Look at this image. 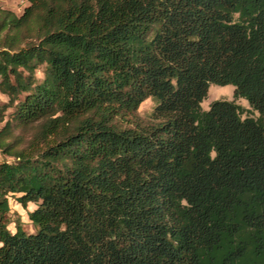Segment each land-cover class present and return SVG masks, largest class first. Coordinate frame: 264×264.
Returning <instances> with one entry per match:
<instances>
[{
    "label": "trees",
    "instance_id": "obj_1",
    "mask_svg": "<svg viewBox=\"0 0 264 264\" xmlns=\"http://www.w3.org/2000/svg\"><path fill=\"white\" fill-rule=\"evenodd\" d=\"M0 94V264H264V0L0 9Z\"/></svg>",
    "mask_w": 264,
    "mask_h": 264
},
{
    "label": "rangeland",
    "instance_id": "obj_2",
    "mask_svg": "<svg viewBox=\"0 0 264 264\" xmlns=\"http://www.w3.org/2000/svg\"><path fill=\"white\" fill-rule=\"evenodd\" d=\"M29 5V0H0V9L3 11H8L13 13L17 17H19L24 8ZM43 77V67L39 68L36 72V78L40 81ZM234 88L231 85L218 86L209 84L207 95L202 100L200 107L202 111H206L211 103L214 101H227L232 102L235 105L239 106L241 111V117H252L256 118L257 113L253 112V110L249 107L248 103L244 99L235 98L233 94ZM7 103V98L0 94V108L2 105ZM154 108V103L151 99L144 100L138 107L137 116L142 120H147L152 113ZM12 110L8 109L4 114V121L0 122V129L3 127L6 120H8L11 115ZM11 162L12 159L2 155L0 153V162ZM9 207H10V220L13 222L18 219L21 223L22 229L27 234L34 233V228L28 220L27 213L34 210L33 205H28L26 209H23L20 205H18L14 199H9ZM8 229L11 232L15 231L14 223H10L8 225Z\"/></svg>",
    "mask_w": 264,
    "mask_h": 264
}]
</instances>
